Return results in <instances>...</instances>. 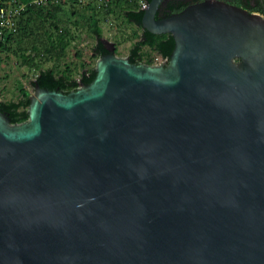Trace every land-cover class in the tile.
<instances>
[{
    "label": "water",
    "instance_id": "1",
    "mask_svg": "<svg viewBox=\"0 0 264 264\" xmlns=\"http://www.w3.org/2000/svg\"><path fill=\"white\" fill-rule=\"evenodd\" d=\"M161 2L169 60L0 106V264H264V14Z\"/></svg>",
    "mask_w": 264,
    "mask_h": 264
},
{
    "label": "trees",
    "instance_id": "2",
    "mask_svg": "<svg viewBox=\"0 0 264 264\" xmlns=\"http://www.w3.org/2000/svg\"><path fill=\"white\" fill-rule=\"evenodd\" d=\"M108 1V2H107ZM148 2L150 0H147ZM202 0H162L156 13L157 18H163L181 12L190 3ZM246 8L250 12L264 14V0H226ZM72 3L71 9L67 7ZM19 6L25 4L16 15V31H8L0 41V49L12 52L20 58L23 65L37 69L38 73L32 82L42 87L60 89L69 92L81 83H90L96 76L95 66L86 67L79 79L74 78L67 71H58L54 67L42 68L43 59H52L64 55L71 41V16H77L75 24H84L95 38L92 45V55L96 58L114 51L118 54V46L114 48L109 38L103 33L100 21L105 20L117 9H122L126 19L136 24L134 30L137 39L130 47L127 56L132 62L154 63V56L144 47L158 53L165 60H169L175 46V40L170 32L153 33L142 24L145 9L139 8L138 0H15ZM84 26V25H83ZM16 44L17 47H13ZM23 96L18 100L0 101L2 110L13 123L25 121L29 118L31 96L26 88H22Z\"/></svg>",
    "mask_w": 264,
    "mask_h": 264
},
{
    "label": "rangeland",
    "instance_id": "3",
    "mask_svg": "<svg viewBox=\"0 0 264 264\" xmlns=\"http://www.w3.org/2000/svg\"><path fill=\"white\" fill-rule=\"evenodd\" d=\"M72 3H68L67 7L71 9ZM113 23H109L101 16V27L103 33L109 38L110 44L118 46V55L127 56L130 47L137 39L134 30L136 24L126 19L124 11L117 9L110 15ZM77 16H71L70 28L72 31L71 41L66 48L63 56L52 59H43L42 68L54 67L58 71L72 72L71 75L79 79L82 71L86 68L82 64L87 63V67L95 66L99 58L92 54V45L95 38L91 31L84 24H75ZM84 25V26H83ZM13 47H17L13 44ZM145 51L151 53L154 58V63H162V57L152 51L148 47H144ZM37 69L23 65L20 58L12 52H7L0 49V101L18 100L22 94V88H26L30 96L35 92V86L32 84L36 75Z\"/></svg>",
    "mask_w": 264,
    "mask_h": 264
},
{
    "label": "built area",
    "instance_id": "4",
    "mask_svg": "<svg viewBox=\"0 0 264 264\" xmlns=\"http://www.w3.org/2000/svg\"><path fill=\"white\" fill-rule=\"evenodd\" d=\"M14 1L15 0H0V41L5 38L6 33L8 31H16V15L21 9L25 7V4H20L19 6H16L14 4ZM75 1L82 2L83 0ZM138 5L139 8L146 9L149 5V2L147 0H138ZM105 19L107 22L113 23L110 16H107ZM165 61V59L162 60V62Z\"/></svg>",
    "mask_w": 264,
    "mask_h": 264
}]
</instances>
